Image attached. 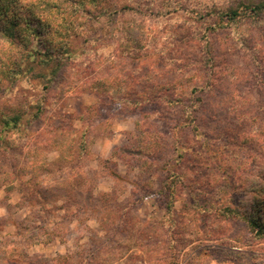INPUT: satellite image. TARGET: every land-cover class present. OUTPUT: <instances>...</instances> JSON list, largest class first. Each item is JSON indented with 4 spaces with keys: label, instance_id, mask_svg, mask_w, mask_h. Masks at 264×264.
Returning <instances> with one entry per match:
<instances>
[{
    "label": "rangeland",
    "instance_id": "obj_1",
    "mask_svg": "<svg viewBox=\"0 0 264 264\" xmlns=\"http://www.w3.org/2000/svg\"><path fill=\"white\" fill-rule=\"evenodd\" d=\"M113 1L134 10L45 41L74 55L46 95L27 70L0 89V264H264L224 211L264 196V40L213 23L247 0Z\"/></svg>",
    "mask_w": 264,
    "mask_h": 264
},
{
    "label": "trees",
    "instance_id": "obj_2",
    "mask_svg": "<svg viewBox=\"0 0 264 264\" xmlns=\"http://www.w3.org/2000/svg\"><path fill=\"white\" fill-rule=\"evenodd\" d=\"M123 10L131 11L134 10V7L126 3H121L119 8L115 7V1L113 0H90L89 3L86 0L85 2L83 0H0V89L3 88L5 82L17 80V75L27 70L32 79L38 77L37 74H39L44 83L42 90L46 95L51 87L50 77L57 75L68 60L74 56L69 46H67V42L59 46L54 41L52 42L55 45L45 42L49 40L48 37L55 35V28L63 25L80 28L81 25L85 24L88 16H92V20L98 23L104 22L105 19L107 20ZM219 12L216 15L217 18L213 21L217 27H225L227 24L240 19L246 20L256 27L259 34L258 39L264 40V0L240 1L237 5L220 9ZM39 25L43 29L38 28ZM95 28L94 23H92V30ZM36 36L39 38L43 36L45 40L41 44L37 41L35 45L32 43L31 47L28 46L30 44L28 42L29 37L32 41ZM17 39L25 41L21 47L24 49L23 53L26 54L27 58L31 57V60L16 56L17 53L12 50V47ZM58 51H60V54H58ZM63 52L67 54L65 57L62 56ZM102 96L108 102L115 99V94L111 92L104 93ZM152 100L154 99L149 98L147 102ZM168 102L178 105L180 99L171 98ZM33 106L36 109L31 117L37 119L43 111L44 104L41 101H34ZM21 118L22 114L20 113L4 115L2 117L4 128L6 130L17 128L20 125ZM184 124L192 128L197 127L190 114L185 118ZM169 193L172 195L171 190ZM172 201L171 197V201L166 206L167 213L172 211ZM253 208V212L247 217L242 216L239 212L234 211L236 209L228 206L224 208V211L234 214L229 216L238 217L245 221L254 237L264 238V196L258 195Z\"/></svg>",
    "mask_w": 264,
    "mask_h": 264
}]
</instances>
